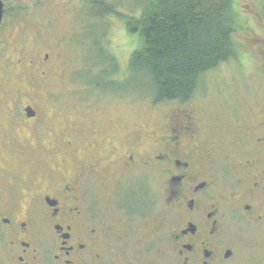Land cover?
I'll return each mask as SVG.
<instances>
[{
	"label": "flooded vegetation",
	"instance_id": "af4514ba",
	"mask_svg": "<svg viewBox=\"0 0 264 264\" xmlns=\"http://www.w3.org/2000/svg\"><path fill=\"white\" fill-rule=\"evenodd\" d=\"M58 1L0 0V264H264V17L242 111L104 134L65 107L96 40Z\"/></svg>",
	"mask_w": 264,
	"mask_h": 264
},
{
	"label": "rangeland",
	"instance_id": "374dc122",
	"mask_svg": "<svg viewBox=\"0 0 264 264\" xmlns=\"http://www.w3.org/2000/svg\"><path fill=\"white\" fill-rule=\"evenodd\" d=\"M52 1L59 4L58 0ZM68 1L65 13L55 14L64 33H73L81 18H93L95 1H104L114 8L112 14L93 18L90 24H85L90 28L87 39H95L98 46L82 36L81 41L88 44L85 46L89 49L75 50L62 58V70L67 81L62 96L65 94V107L77 125H84L87 129L95 127L104 134H110L122 130L144 132L164 123L166 116L181 107L180 103L154 104L145 81L140 78L125 81L130 55L139 46L137 36L127 32L125 22L139 17L145 0ZM234 7L240 18L239 28L234 34L237 54L234 59L204 74L199 89L188 101L203 121L212 120L216 115L225 116L233 110L242 111L247 100L243 89L255 82L250 57L255 51L252 42L260 33L258 17H264V0H234ZM100 49L118 64L119 73L112 78L101 72L103 59ZM97 80L101 81L103 88L93 86ZM214 133L217 135V131Z\"/></svg>",
	"mask_w": 264,
	"mask_h": 264
},
{
	"label": "trees",
	"instance_id": "16d2710c",
	"mask_svg": "<svg viewBox=\"0 0 264 264\" xmlns=\"http://www.w3.org/2000/svg\"><path fill=\"white\" fill-rule=\"evenodd\" d=\"M92 9L95 19L114 12L104 1H95ZM239 21L234 0H145L139 17L125 22L139 40L125 81H145L154 104L190 101L204 74L235 58ZM100 52L101 72L117 75L114 58ZM93 86L104 87L99 80Z\"/></svg>",
	"mask_w": 264,
	"mask_h": 264
}]
</instances>
